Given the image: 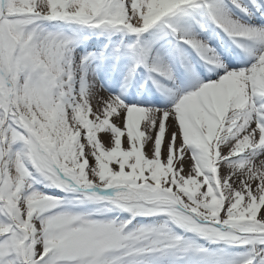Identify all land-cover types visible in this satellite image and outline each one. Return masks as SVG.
Instances as JSON below:
<instances>
[{"label":"snow or ice","instance_id":"obj_1","mask_svg":"<svg viewBox=\"0 0 264 264\" xmlns=\"http://www.w3.org/2000/svg\"><path fill=\"white\" fill-rule=\"evenodd\" d=\"M0 264H264V0H0Z\"/></svg>","mask_w":264,"mask_h":264},{"label":"bare ground","instance_id":"obj_2","mask_svg":"<svg viewBox=\"0 0 264 264\" xmlns=\"http://www.w3.org/2000/svg\"><path fill=\"white\" fill-rule=\"evenodd\" d=\"M103 94V93H102ZM186 163H187V161H186Z\"/></svg>","mask_w":264,"mask_h":264}]
</instances>
